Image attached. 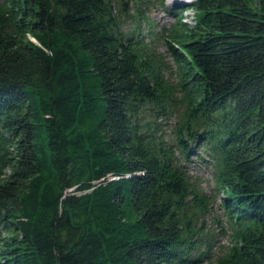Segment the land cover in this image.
Wrapping results in <instances>:
<instances>
[{
  "label": "trees",
  "instance_id": "16d2710c",
  "mask_svg": "<svg viewBox=\"0 0 264 264\" xmlns=\"http://www.w3.org/2000/svg\"><path fill=\"white\" fill-rule=\"evenodd\" d=\"M147 3L0 0V264H264V0Z\"/></svg>",
  "mask_w": 264,
  "mask_h": 264
},
{
  "label": "rangeland",
  "instance_id": "374dc122",
  "mask_svg": "<svg viewBox=\"0 0 264 264\" xmlns=\"http://www.w3.org/2000/svg\"><path fill=\"white\" fill-rule=\"evenodd\" d=\"M148 3L143 11L148 15L152 25L159 30L161 28L170 27L180 16L182 21L188 24L193 23L194 10L189 6L192 0H164L163 4L160 5L157 0H147ZM130 3V2H129ZM145 4V3H143ZM146 7V8H145ZM185 8V10L180 11V9ZM124 24H128V20L123 18ZM156 29V30H158ZM158 51L165 52L164 41L159 40L156 44ZM169 60V57H168ZM167 73L166 75H168ZM172 75V74H171ZM174 80V77L171 76ZM164 127L167 134H171L173 128L174 117H170L166 121ZM171 135H168L170 138ZM197 149V148H196ZM208 157L198 150L196 153L190 155L189 159L184 161L186 168L191 176V180L207 195L212 197V208L211 212L205 217V224L209 228L211 234V241L213 245V253L219 254L223 249L230 244V228L225 218V214L218 200V196L215 198L216 191H213V181L212 173L213 168L208 164Z\"/></svg>",
  "mask_w": 264,
  "mask_h": 264
}]
</instances>
